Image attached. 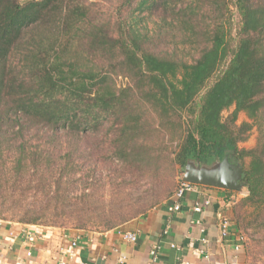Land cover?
I'll use <instances>...</instances> for the list:
<instances>
[{"label":"trees","instance_id":"trees-1","mask_svg":"<svg viewBox=\"0 0 264 264\" xmlns=\"http://www.w3.org/2000/svg\"><path fill=\"white\" fill-rule=\"evenodd\" d=\"M87 1L0 0V169L13 152L17 180L49 179L45 195L66 201L76 169L101 162L90 139L132 171L156 167L167 135L179 133L170 165L228 156L247 182L237 231H264V0H120L119 13L132 12L117 33ZM142 13L160 25L140 26ZM173 35L197 44L192 62L177 46L154 50ZM115 75L133 86L118 88ZM241 113L249 122L238 124ZM255 127L256 146L241 149Z\"/></svg>","mask_w":264,"mask_h":264},{"label":"rangeland","instance_id":"rangeland-1","mask_svg":"<svg viewBox=\"0 0 264 264\" xmlns=\"http://www.w3.org/2000/svg\"><path fill=\"white\" fill-rule=\"evenodd\" d=\"M21 1L24 3L28 0ZM87 3L104 23L110 25L113 33H117L116 24L119 18L127 20L128 23L131 21L132 8L120 14V0H88ZM230 10L233 11V21L236 26L239 21L237 9L231 5ZM141 18L142 21L138 22L140 26L147 25L149 29H153L155 22L160 25L158 18H150L145 13L141 14ZM164 41L165 43L154 48L156 52L173 51L177 46V49H182L183 54L180 56L184 60L192 62L193 58L197 57L194 51L197 44L191 41L183 43L176 35L169 39L167 37ZM114 78L118 88L132 85L130 79L123 75H115ZM233 110L234 108L225 111L223 118H227ZM245 121L249 122L247 116L244 113L239 114L238 124ZM107 129L104 128L103 133H106ZM258 136L255 127L246 142L241 143L239 147L247 150L254 148ZM94 139L90 141L92 144L100 145L101 162L99 163L95 157L90 164L86 163L87 166L76 169L78 171L71 178L73 182L66 201L49 199L45 195L48 190L47 185L50 183L49 179L47 182L41 181V177L31 172L23 176L24 180H17L11 173L17 155L11 152L5 156L4 167L0 169L1 175L7 174L0 181V220L25 223L24 221L39 217L38 225L44 227L75 232H105L124 228L128 223L136 222L143 218L147 211L168 203L176 193L185 167L170 165L167 156L169 152L176 151L180 140L179 133L167 135L165 139L167 145L165 147L161 145L162 151L156 156L158 157L156 167L145 170L134 168L132 171L126 169L118 160L112 159V156L104 154L106 150L104 145L100 144L101 139L99 138V141ZM159 146L156 148L158 149ZM59 158L55 157V160L59 161ZM61 160L65 161V158ZM246 162L248 164L249 160ZM53 179L55 181L52 182V191L57 188V175L53 176ZM232 192L235 202H239L248 194L246 191ZM252 211V208H248L244 213L249 214ZM241 232L244 237L243 251L248 262L264 264V231L248 229L246 232Z\"/></svg>","mask_w":264,"mask_h":264},{"label":"crops","instance_id":"crops-1","mask_svg":"<svg viewBox=\"0 0 264 264\" xmlns=\"http://www.w3.org/2000/svg\"><path fill=\"white\" fill-rule=\"evenodd\" d=\"M233 199L229 190L198 185L181 200L180 211L170 212V201L124 228L105 232H75L3 221L0 264H58L66 259L61 249L66 252L78 234L76 257L69 264H250L238 241L242 235L233 221ZM206 200L209 205L204 204ZM198 204L202 205L201 212L194 210ZM220 213L232 220L228 238L220 233ZM26 232L33 237L29 238ZM123 232L137 234L138 241L126 242ZM156 245L160 249L153 262L150 251ZM29 251L33 252L31 257L27 256Z\"/></svg>","mask_w":264,"mask_h":264},{"label":"water","instance_id":"water-1","mask_svg":"<svg viewBox=\"0 0 264 264\" xmlns=\"http://www.w3.org/2000/svg\"><path fill=\"white\" fill-rule=\"evenodd\" d=\"M184 171L183 182L248 193L247 182L242 181V168L232 164L228 156L221 162L217 160L200 162L195 158H190Z\"/></svg>","mask_w":264,"mask_h":264},{"label":"built area","instance_id":"built-area-1","mask_svg":"<svg viewBox=\"0 0 264 264\" xmlns=\"http://www.w3.org/2000/svg\"><path fill=\"white\" fill-rule=\"evenodd\" d=\"M197 189H198V185L181 181L176 193L170 199V201L172 202V205L169 207V211L170 212L180 211L181 210V200L185 197V195L187 193L193 192ZM204 204L209 205L210 201L206 200L204 202ZM201 206L202 205L198 204L194 208V210L196 212H201V210H202ZM218 219H219V228H220L221 236L223 238H228L231 235V227H232L231 218H229L225 213H220L218 215ZM2 224H3V221L0 220V228H1ZM26 235L29 236V238L33 237V234L31 232H26ZM122 235H123V239L126 242L136 243L138 241L137 234H135L133 232H123ZM79 241H80V236L78 234V236H76L75 238H73L70 241L69 247H68L66 252H64V249H61V255L64 254L65 255L64 257H66V259L61 260L58 264H69V261L74 260V258L76 257V251H77L78 246H79ZM238 241L240 242V244H242L244 241V237L238 236ZM174 247L175 246H172V248H174ZM159 249H160V247L158 245H156L150 251L151 259L153 262L158 259ZM237 249H239V248H237ZM32 254H33V252L29 251L27 253V256L31 257ZM234 264H237V263H234Z\"/></svg>","mask_w":264,"mask_h":264}]
</instances>
